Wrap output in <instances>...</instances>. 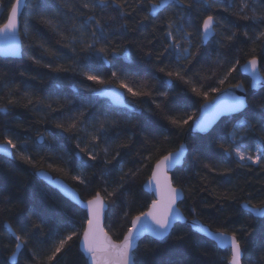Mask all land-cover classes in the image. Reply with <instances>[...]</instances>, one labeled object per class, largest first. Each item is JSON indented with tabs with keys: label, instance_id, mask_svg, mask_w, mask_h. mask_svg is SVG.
<instances>
[{
	"label": "trees",
	"instance_id": "obj_1",
	"mask_svg": "<svg viewBox=\"0 0 264 264\" xmlns=\"http://www.w3.org/2000/svg\"><path fill=\"white\" fill-rule=\"evenodd\" d=\"M13 1L2 0L0 26ZM159 2L126 0L122 9L125 15L121 18L115 5L102 10L92 8L96 0L25 1L19 18L21 56L19 59L0 58V108L5 109L0 111V143L7 136L18 145L11 149L10 159L0 156V264H43L59 239L74 230L81 233L83 229L84 212L38 180L35 171L45 170L52 177L62 179L83 201L96 191L102 196L105 189L113 192L123 183L126 191L117 202L122 199L124 204L120 209L111 206L105 222V230L113 239L122 238L127 225H123V221L115 223L117 217L122 216L123 210H130V220L131 215L146 210L152 197L142 190V184L153 164L176 150L183 138L185 158L170 174L173 186L183 192L178 203L181 213L212 231L235 233L244 249L242 264H264V217L255 218L241 207V204L259 206L264 202V165L249 161L248 166L239 167L243 162L220 147L221 144L225 148L240 146L246 153L255 154L256 145L261 144L264 151L260 139L264 136L261 131L264 110L258 106L264 98V87L249 94L248 79L239 73L240 65H236V60L242 65L257 56L264 78V42L254 43L243 35L247 31L249 37L255 36L257 31L264 30V25L239 18L237 13H240L242 0H209L211 8L202 5V0H194L195 7L184 19L186 30L193 32L191 51L196 54L195 59L189 64L187 60L178 61L174 55H166L161 62L156 57L168 43L164 38L166 22L177 8L169 3L162 10L151 12V4ZM85 3L90 8H84ZM248 3L264 11L261 0H248ZM43 4L50 7L47 10L38 7ZM208 14L215 15L221 27L217 28L219 35L215 39L210 37L203 45L195 34V26ZM41 15L53 18L56 31L39 23ZM89 16L95 18L89 21ZM96 20L107 25L104 38L96 43L97 49L106 51L83 52L85 43L91 42ZM233 32L238 35L232 46L221 48L216 41ZM73 37L79 42L73 41ZM41 43L43 48L39 46ZM114 50L118 51L113 54ZM33 58L41 63H34ZM43 65L68 71L53 72ZM233 65L236 70L229 73ZM160 67L165 71L186 73L184 79L189 82L166 76L158 70ZM113 71L122 79L127 77L126 82L134 90L148 91L151 95L133 97L118 88V82L111 77ZM84 72L111 83L100 85L88 81ZM221 79L225 80L224 84H219ZM239 83L246 89L245 109L238 115L220 119L206 135L190 133L191 121L205 102L203 95H195L192 88L207 92V100H210L216 93L211 92V88L223 89ZM112 87L123 91L122 107H114L97 95L98 91ZM160 92L168 93L167 100ZM9 100L13 103L8 104ZM81 112L84 123L76 136L55 127ZM105 116L118 121L119 126L110 128L97 142L95 151L101 152L99 161L91 167H80L79 157L87 160V156L76 145L90 146L91 136L96 135L93 126ZM170 119L181 123L175 126ZM184 120L188 123L184 124ZM245 123L255 127L248 130L247 135H241ZM232 135L236 139H232ZM121 144L128 147L119 148ZM105 147L109 149L107 154L102 153ZM117 151L120 155L112 160ZM22 155L30 163L21 159ZM105 160L112 163L105 164ZM205 164L214 170L209 172ZM228 169L232 171L227 172ZM76 175L88 183L81 185L74 181L72 177ZM5 223L13 234L28 239L13 263L9 256L15 241L5 230ZM77 244L78 239L73 238L70 247L58 254L54 264H84ZM138 244L133 257L135 264H227L229 257L227 250L218 249L186 224H175L163 240L145 237Z\"/></svg>",
	"mask_w": 264,
	"mask_h": 264
},
{
	"label": "snow or ice",
	"instance_id": "obj_2",
	"mask_svg": "<svg viewBox=\"0 0 264 264\" xmlns=\"http://www.w3.org/2000/svg\"><path fill=\"white\" fill-rule=\"evenodd\" d=\"M264 3V0H261ZM126 3V0H96V3L92 5V8H103L111 7L112 5L116 6V10L119 12L121 18L125 13H123L122 9ZM171 3L173 6L177 8V12H174L172 16H170L166 22V30L164 31V38L168 41L166 46H164L163 50L159 52L157 55V60L161 61L162 57L166 55H174L178 61L187 60L189 64L193 62L195 59V55L191 51V43L193 32L186 30L185 27V16H190L193 8L195 7L194 0H188L186 3L185 0H160L159 3H152L150 7V11L155 13L159 10H162L165 6ZM22 0H15V2L11 3L10 8L7 12L6 22L0 26V37L6 42L5 54H16L18 49L15 44V34L18 30V25L20 23V8H21ZM202 5H208V7H212L209 3V0H202ZM0 6H2V0H0ZM84 8H90V5L85 3L82 5ZM40 8H44L47 10L50 6L47 4L38 5ZM140 7V3H137V8ZM223 11H227V9H223ZM250 14H247L249 13ZM240 19L251 21L253 24L264 25V11H258L253 8L248 0H242L240 13H237ZM95 17L89 16L88 20L92 21ZM110 20H115L116 17H109ZM147 19V17H145ZM39 23L42 25H47L52 28L53 31H56V26L53 23V18L49 16L41 15L39 17ZM106 23L101 20H96L94 31L92 33L91 42H86L84 47L82 48L83 52H99L104 53L106 50L104 48H96V43L98 40L104 38V29L106 27ZM221 27L220 21L217 20L216 16L213 14H208L203 16L200 20V23L195 26V34L199 36L200 42L204 43L207 41L209 37L215 39L219 33L217 32V28ZM99 33V35H97ZM25 35H28L26 32ZM237 33L233 32L228 34L221 39L217 40V44L221 48H230L237 38ZM243 35L246 38L252 39L255 42H264V30H259L255 34V36L249 37V33L245 31ZM73 41L79 42L76 37L72 38ZM225 40L228 42L225 44ZM183 41L184 43H181ZM184 44H188V47H185ZM41 48L44 45L41 43L39 45ZM67 47V45H65ZM118 50H114L113 54ZM199 51V49H198ZM147 55H151V53H147ZM260 58L257 56H252L246 63V65H241L239 60H236V65H240L241 69L245 72L251 70V72L255 75L258 63ZM33 62L36 64H40L41 61L33 58ZM44 67L51 68L53 72H67V68L62 67H54L51 65H43ZM161 73H164L166 76L172 78H178L185 83L189 81L185 80L184 77L186 73H181L180 71H165V68L160 67L158 69ZM235 65L229 68L228 72L231 73L235 71ZM23 75V73H21ZM85 79L91 81L96 84L105 85L111 83V81H105L102 77L98 75H93L89 72L83 73ZM112 80L117 81V87L125 89L128 93H130L133 97H142L151 95V92L148 91H137L134 90L132 86H130L127 77L121 78V75L116 71H113L111 74ZM225 80L221 79L219 84H224ZM234 87H241V85H235ZM192 91L195 95L200 96L203 95L205 98V105L201 107L204 108L208 103V93L203 92L197 88H192ZM218 91H222L219 88L213 87L211 88V92L215 93ZM102 95H111L116 99H119V94L108 89L102 93ZM159 95L163 97L165 100L168 98L167 92H160ZM13 101L9 100L8 104H12ZM31 103V101H29ZM247 106V102L239 97H234L232 99V103L230 105L232 110H238L241 108H245ZM258 106L261 110H264V98L259 101ZM49 107H51L49 105ZM157 107H160L158 104ZM5 109L0 108V111ZM53 111H57V109H53ZM84 113L81 112L79 116H71L69 118V122L65 123H57L55 127L60 129L62 132L69 134V136H76L77 132H79L80 125L84 123L82 117ZM189 120L192 117L188 118ZM170 123L179 126L180 121L177 119H170ZM184 124L188 123V120L183 121ZM119 126V122L115 119H110L105 116L103 120H99L94 125V130L96 135L91 136L90 146L86 145L85 147H81L80 143L76 145L79 148L80 152L84 153L87 156V160L84 159L83 156L79 157L80 167H91L94 166L96 162L99 161L101 157V152L95 151L97 147V142L100 140V137L107 133L110 128H115ZM206 127V123L203 124ZM245 131L241 132V135H247L248 130L254 129V125L245 123L242 126ZM264 131V128L261 129ZM78 138V137H77ZM79 139V138H78ZM232 139H236L235 135H232ZM261 143L264 144V136L261 138ZM18 147L17 143L9 138L5 137L3 143H0V152L5 154L9 153V149H16ZM119 148L128 147L127 144H121L118 146ZM220 147L229 155H234L238 158L239 167H246L247 162H251V164H259L264 165V151H261V144L256 145L255 154L246 153L242 147L236 146L231 148H225L223 144ZM109 149L105 147L102 150L103 154H107ZM120 155V152H116V156L112 157V160H115L117 156ZM21 159L25 160V162H29L27 157L21 156ZM180 160V154L169 152L167 155L162 156L158 159L152 167L151 175L148 178L147 185L153 190L155 198L151 200L150 203L147 204L146 210L139 211L138 214L131 215L130 220V210H123L122 216L117 217L115 223H119L123 221V225H127L126 231L123 232L122 238L117 237V239H113L109 234V231L105 230V222L108 219L109 213L111 211V206H115L116 209H120L121 205L124 204V201L121 199L120 202H117V198L121 197L125 194V185L121 183L118 188H116L113 192H108L106 189L105 195H101L100 191H96L95 194L90 195L86 201H81L83 208L86 210V219L84 220V227L82 234L78 231H71L67 235L63 236L59 239L58 243L54 246V249L51 250V254L47 255L46 261L43 264H54V261L57 259L58 254L62 253L66 249V247H70L69 242L73 240V238H77L79 240V246L82 248V252L84 255V264H135L133 259L136 249L139 247L138 241L145 234L150 233L158 238H163L167 233L171 226V222L174 219L173 213L176 211L175 205L178 199L181 198L182 189L173 186L172 177L168 175L169 170L172 169ZM92 162V163H89ZM105 164H111V160L103 161ZM204 167L212 172L214 169L212 166L205 164ZM227 172H231V169L226 170ZM131 175H135L132 173ZM72 179L77 181L81 185H85L88 183L84 178L79 175L73 176ZM122 180L126 179V177H121ZM107 198V202H106ZM226 198V197H225ZM248 208V211L254 216L264 217V202H261L259 206L257 205H245ZM121 225V226H123ZM214 235V238L221 242V246H226L230 248V256L228 257L227 264H242V258L244 256V249L241 248L240 242L237 239V235L233 233L232 235H227L226 233H218L211 234ZM182 239V238H181ZM15 248L20 250L22 246L28 243V239L22 237L21 235H15ZM13 255H16L14 252Z\"/></svg>",
	"mask_w": 264,
	"mask_h": 264
},
{
	"label": "water",
	"instance_id": "obj_3",
	"mask_svg": "<svg viewBox=\"0 0 264 264\" xmlns=\"http://www.w3.org/2000/svg\"><path fill=\"white\" fill-rule=\"evenodd\" d=\"M25 1L26 0H22V4H21V8H20V15H21L22 10L24 8ZM13 2H15V0ZM5 22H6V19H5L4 23ZM14 39H15L16 47L18 49L17 53L14 55L13 54H5L6 42L3 39V37H0V58H2V59H19L20 58V56H21V40H20V35H19V25H18V30L15 34ZM209 39H210V37L207 39L206 42H204L202 44L205 45L209 41ZM246 63H247V61L245 63H243L242 65H246ZM238 70L242 76H244L248 79L249 94H252V93H254V92H256V91H258L264 87V78L262 77L258 66H257V70H256L255 75L251 72V70H249L247 72L243 71L240 66L238 67ZM237 85H241V87L237 88V87H234L235 86L234 85V86H228L226 88H223V89H221L222 91L216 92L215 95L210 100H208L206 107H204V108L201 107L202 105H205L206 102H203L199 106L197 115L191 121L190 130H189L190 133H195V134H199V135H206L220 119L225 118V117H229V116L238 115L245 109V108H241L238 110H232L230 107V105L232 103V99L234 97H239V98H242L246 101V89L244 88V86L241 83H239ZM110 89L119 94V99H116L115 97H113L111 95L106 96V95L100 94V93L106 91V89H102V90L98 91L97 95L99 97L106 98L109 101V103L114 107H122L124 104V101H123L124 93H123V91H121L115 87H112ZM204 123H206V127L203 126ZM38 142H41V138L38 140ZM177 152H179V154H180V160L172 169L169 170V173H168L169 176H170L172 171H174L176 168H178L182 165L183 160L185 158L186 146H185L184 138H183L182 142L180 143V145L177 147V149L172 151V153H177ZM11 154H12L11 149H9L8 154L0 152V156L7 158V159L11 158ZM167 154H165V155H167ZM155 163L153 164L152 167H154ZM151 170H152V168H151ZM34 175L38 180L42 181L46 186L55 190L59 195H61L68 202L72 203L73 205L78 207L80 210H82L84 212L85 218H86V210L83 208V205L81 203V201H83V200H81L79 198V196H78L77 192L74 190V188L69 186L62 179L57 178V177H52L45 170L35 171ZM150 175H151V171H150L148 178L150 177ZM148 178L142 184V190L145 193H147L148 195H151L152 199H154L155 196H154L153 190L150 187H148V185H147ZM182 198H183V192H182L181 198L178 199V201L175 205L176 211L173 213L174 219L171 222V226L168 230V233L163 238H158V237H156L150 233H145L139 239V241H141L145 237L151 238V239L156 240V241L163 240L169 234V232L171 231L172 227L175 224H186L192 232H194L197 235L202 236V237L206 238L207 240L211 241L218 249L227 250L229 253V256H230V251H231L230 248H227L226 246L222 247L221 242L219 240L215 239L214 235H210V233L211 234L221 233L220 231H212L207 226L203 225L200 221H198L196 219H186L183 216L180 209L178 208V203L182 200ZM245 205L246 204H241V207L243 210L247 211L249 214H251L255 218H263V217H259V216H254V214H252L248 211V208L245 207ZM4 228L7 231V233L11 235V237L14 239V241L16 243L15 234H13L11 232V229L8 226V224L5 223ZM82 231H83V229H82ZM82 231H81V234H82ZM227 235L230 236V234H227ZM139 241H138V243H139ZM77 246H78L79 252L84 257L83 252H82V248H81V246H79V240H78ZM20 250H17L14 246V250H13L12 254L9 256L10 262L13 263L16 260L17 255H18ZM14 252L16 253V255H13Z\"/></svg>",
	"mask_w": 264,
	"mask_h": 264
}]
</instances>
